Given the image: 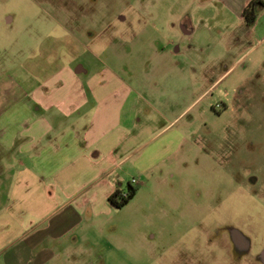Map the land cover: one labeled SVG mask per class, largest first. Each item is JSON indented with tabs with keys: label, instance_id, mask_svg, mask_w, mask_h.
Returning a JSON list of instances; mask_svg holds the SVG:
<instances>
[{
	"label": "rangeland",
	"instance_id": "374dc122",
	"mask_svg": "<svg viewBox=\"0 0 264 264\" xmlns=\"http://www.w3.org/2000/svg\"><path fill=\"white\" fill-rule=\"evenodd\" d=\"M249 1L0 0V106L36 108L32 91L49 77L78 79L84 113L96 106L92 88L115 92V104L136 111L120 148L131 155L111 176L123 193L137 185L140 155L173 140L125 206L59 239L57 264H264V0L247 19ZM5 85L24 96L19 105ZM10 154L0 149V160ZM8 184L0 177L1 206ZM38 206L23 207V231L35 227L0 251V264L55 220ZM232 228L246 252L235 253Z\"/></svg>",
	"mask_w": 264,
	"mask_h": 264
},
{
	"label": "crops",
	"instance_id": "0c3cea01",
	"mask_svg": "<svg viewBox=\"0 0 264 264\" xmlns=\"http://www.w3.org/2000/svg\"><path fill=\"white\" fill-rule=\"evenodd\" d=\"M50 80L44 79L41 86L33 89V100L39 105L36 108L14 110L0 106V149L11 152V161L0 160L1 181L9 180L5 188L8 202L0 205V251L22 239L25 233L29 235L35 227L23 231L24 221L19 216L30 201L47 212L42 219L55 218L41 236L26 235L21 255L18 249L11 251L3 264H57L59 255L66 251V240L61 243L59 239L77 228L90 227L111 208L106 204L107 197L116 189L123 192L111 176L122 169L131 155L120 148L130 136L126 123L129 117H135V108L115 104L122 100L115 92L100 96L92 88L91 101H96V106L84 113L81 108L89 99L78 91L77 78L68 77L65 81L61 77L53 83ZM48 84L53 85L48 86L50 91L45 89ZM62 84L69 88L64 97L57 95ZM2 93L15 105L24 97L15 86H3ZM52 106L58 111H53ZM62 112L71 119L60 124L51 122L50 117ZM164 129L156 131L148 141L162 136ZM172 141L167 136L133 163L138 172L133 179L139 187L142 173L159 161L158 151L168 148ZM45 190L52 194L46 197Z\"/></svg>",
	"mask_w": 264,
	"mask_h": 264
},
{
	"label": "trees",
	"instance_id": "16d2710c",
	"mask_svg": "<svg viewBox=\"0 0 264 264\" xmlns=\"http://www.w3.org/2000/svg\"><path fill=\"white\" fill-rule=\"evenodd\" d=\"M253 2V0L249 1L243 9V14L247 19H250L248 13H253ZM139 188L138 185L128 184L126 193L116 189L107 197V202L111 208L120 209L133 199Z\"/></svg>",
	"mask_w": 264,
	"mask_h": 264
},
{
	"label": "flooded vegetation",
	"instance_id": "af4514ba",
	"mask_svg": "<svg viewBox=\"0 0 264 264\" xmlns=\"http://www.w3.org/2000/svg\"><path fill=\"white\" fill-rule=\"evenodd\" d=\"M253 181V179H251ZM229 233L232 239V245L235 250V253L241 254L246 252L249 249V241L242 235L240 231L235 228L229 229ZM264 254V252H263Z\"/></svg>",
	"mask_w": 264,
	"mask_h": 264
},
{
	"label": "built area",
	"instance_id": "2783aa9c",
	"mask_svg": "<svg viewBox=\"0 0 264 264\" xmlns=\"http://www.w3.org/2000/svg\"><path fill=\"white\" fill-rule=\"evenodd\" d=\"M137 181L135 179L132 180V184H136Z\"/></svg>",
	"mask_w": 264,
	"mask_h": 264
}]
</instances>
